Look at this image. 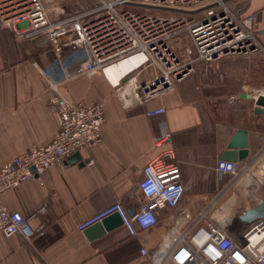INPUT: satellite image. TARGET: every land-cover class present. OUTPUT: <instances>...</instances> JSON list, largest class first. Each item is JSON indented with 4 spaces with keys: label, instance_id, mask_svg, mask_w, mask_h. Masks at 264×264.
I'll list each match as a JSON object with an SVG mask.
<instances>
[{
    "label": "crops",
    "instance_id": "obj_1",
    "mask_svg": "<svg viewBox=\"0 0 264 264\" xmlns=\"http://www.w3.org/2000/svg\"><path fill=\"white\" fill-rule=\"evenodd\" d=\"M225 2L233 12L257 16L256 37L264 52V0ZM51 58L47 43H0V166L32 146L48 145L58 129L48 106L54 92L47 82L60 80ZM262 60L257 52L197 63L193 74L143 106H125L114 94L117 69L68 82L61 89L73 102L103 104L102 142L79 153L78 162L44 171L41 183L28 181L1 196L9 212L30 220L33 237L26 242L0 233V264H151L140 248L162 243L182 213H198L229 180L219 179L215 166L237 130L248 132L249 153L236 162L249 161L264 144V107L242 97L260 88L252 72ZM151 76L146 70L138 81ZM156 108L165 113L146 116ZM165 132L169 140L156 146L155 138ZM165 150L174 153L184 194L177 207L160 212L155 227L137 238L122 226L96 239L77 229L116 203L127 214L136 212L143 202L137 190L142 169ZM248 192L243 197L260 196L259 211L264 212V166ZM235 209L231 200L222 211Z\"/></svg>",
    "mask_w": 264,
    "mask_h": 264
},
{
    "label": "built area",
    "instance_id": "obj_2",
    "mask_svg": "<svg viewBox=\"0 0 264 264\" xmlns=\"http://www.w3.org/2000/svg\"><path fill=\"white\" fill-rule=\"evenodd\" d=\"M53 1L0 0V43H47L51 64L60 73L58 82H47L54 92L48 106L58 122L52 141L32 146L0 166V233L17 235L26 242L33 237L30 220L9 212L1 196L28 181L41 183L44 171L102 142L103 104L73 102L62 92L63 86L117 69L114 94L125 106H143L184 80L197 63L250 56L262 49L256 37L257 16L233 12L225 0H96L94 6L56 21L47 7ZM146 70L152 76L138 81ZM252 75L260 87L252 94L254 99L264 97L261 71L254 70ZM164 113V108L149 109L146 116ZM169 137L165 132L155 138V145L161 146ZM174 160L173 151L165 150L144 166L137 190L145 201L132 215L116 203L84 220L77 229L83 231L114 213L119 214L131 238L155 227L160 212L177 207L184 194L181 171ZM263 166L264 144L245 163L218 160V178L230 177L223 189L198 213H182L167 238L152 249L142 246L140 255L151 264H264L261 198L243 197ZM231 200L237 211L228 219L221 216L220 222L219 214ZM248 213H256L251 222L259 225L252 237L234 231L243 221L240 216L246 219Z\"/></svg>",
    "mask_w": 264,
    "mask_h": 264
},
{
    "label": "water",
    "instance_id": "obj_3",
    "mask_svg": "<svg viewBox=\"0 0 264 264\" xmlns=\"http://www.w3.org/2000/svg\"><path fill=\"white\" fill-rule=\"evenodd\" d=\"M242 97L254 98L252 94H245ZM255 105L257 107H264V97L258 96L255 99ZM248 146H249L248 132L246 130L239 129L237 130V132L234 134L233 138L229 142L221 159L231 162H236L238 160L241 161L248 156L249 153ZM78 161H79V155L73 154L65 162L67 164V163H75ZM142 201L143 202L145 201L143 197H142ZM121 226H122L121 217L119 216V214L114 213L88 226L85 229V234L89 239H96L104 236L106 233L115 230Z\"/></svg>",
    "mask_w": 264,
    "mask_h": 264
},
{
    "label": "rangeland",
    "instance_id": "obj_4",
    "mask_svg": "<svg viewBox=\"0 0 264 264\" xmlns=\"http://www.w3.org/2000/svg\"><path fill=\"white\" fill-rule=\"evenodd\" d=\"M96 2H97L96 0H67L66 3H61L60 0H54L52 6L49 5L50 7L49 6H47V7L49 9L50 16H51L52 20L56 21V20H59L60 18H62L63 16L71 15V14L79 11L80 9L92 7V6H94L96 4ZM259 52L262 53L263 60H262L261 67H259L256 70L261 71V74H262L261 77L263 78L264 77V52H263V49H261ZM194 71H195V68H194ZM194 71L191 74H193ZM235 211H237V210L228 211L226 213L223 212L224 214L221 213V215L219 214V217H218L219 221L222 222L221 219H220V218H222L221 216L224 215L223 218H227L228 219V215L229 216L233 215V213H236ZM255 215H256V213H252V214L248 213L246 215V219L242 218L240 216L241 220H243V221H242V223H239V224L242 225V226L238 225L237 227L234 228V231L236 233H239L240 235H247V236H250V237L253 236V234H252L253 231H256V233H258V230H255V229H258L259 225L255 226V224H253L251 222L254 219ZM246 224L248 225V228L247 227L244 228V225L246 226Z\"/></svg>",
    "mask_w": 264,
    "mask_h": 264
}]
</instances>
